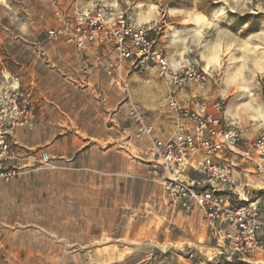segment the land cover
<instances>
[{
  "label": "rangeland",
  "instance_id": "obj_1",
  "mask_svg": "<svg viewBox=\"0 0 264 264\" xmlns=\"http://www.w3.org/2000/svg\"><path fill=\"white\" fill-rule=\"evenodd\" d=\"M101 8L108 16L122 11L136 24H154L151 36L171 61L184 60L204 71L203 90L209 99L220 101L222 111L240 123L245 135H264V0H0V105L19 91L33 114L32 128L13 129L9 139L14 144L19 145L12 138L16 128L34 129L36 90L46 82L52 68L48 65L63 63V49L73 53L72 59L75 50L91 49L105 51L103 61L115 58L112 42L78 44L79 25H88L85 18ZM131 74L135 84L148 83L147 76L155 78L135 66ZM49 161L48 155L33 168H48ZM143 163L135 152L128 192L115 198L108 191L96 216L85 217L86 228L94 226L96 231L86 232L83 247L54 249L66 255L60 264H215L202 227L191 224L193 219L179 226L166 193L146 177ZM9 261L0 249V264Z\"/></svg>",
  "mask_w": 264,
  "mask_h": 264
},
{
  "label": "crops",
  "instance_id": "obj_2",
  "mask_svg": "<svg viewBox=\"0 0 264 264\" xmlns=\"http://www.w3.org/2000/svg\"><path fill=\"white\" fill-rule=\"evenodd\" d=\"M61 52L63 63L56 65L52 61L46 82L40 85L43 88L36 90L34 129L16 128L12 134L19 145L39 154L47 153L51 166L25 168L10 183L0 180V249L8 253L10 264H60L66 255L61 256V251L56 254L54 249L83 247L86 232L96 231L94 226L86 228L85 217L96 216L103 194L112 191L118 198L121 191L128 192V183L133 182L135 152L144 160L146 177L163 190L150 173L155 165L150 143L135 138L124 91L105 74L109 61L101 58L105 51L75 50V59L69 57L73 54L70 51ZM152 74L155 78H145L148 83L135 84L134 75L129 76L133 96L148 111L149 121L160 137L172 135L179 121L166 106L170 93L186 105H192L196 98L214 101L195 83L181 91L156 72ZM237 165V190L253 196L264 193L262 176L254 174L253 167L242 160ZM202 176L194 169L187 173L192 180H201ZM261 207L264 209V195ZM170 210L171 216L179 219V226L182 220L193 219L191 224L202 227L212 245L214 254L210 259L215 258V264L239 262L236 257L230 258L228 251L219 255L201 210L185 213L171 206ZM240 262L264 264V253H254Z\"/></svg>",
  "mask_w": 264,
  "mask_h": 264
},
{
  "label": "built area",
  "instance_id": "obj_3",
  "mask_svg": "<svg viewBox=\"0 0 264 264\" xmlns=\"http://www.w3.org/2000/svg\"><path fill=\"white\" fill-rule=\"evenodd\" d=\"M110 14L104 8L97 15L87 13L88 25L78 27L81 35L78 44L112 42L115 46V58L108 61L105 71L125 93L135 138L150 143L155 157L150 173L161 183L171 207L185 213L201 210L219 255L228 251L230 258L246 261L254 253H264L261 207L264 193L257 192L254 196L241 193L235 180L239 160L250 164L253 172L264 180V135L246 138L240 123L222 111L220 101L196 98L192 105H186L170 93L168 109L179 121L172 135L158 136L148 111L133 96L129 75L134 66L140 71L156 72L181 91H186L192 83L205 89L206 73L195 64H172L167 50L159 47L151 36L154 24H136L122 11ZM22 96V92L14 91L8 102L0 105V180L3 181H11L23 169L48 159L46 153L26 151L9 139L15 127H33L30 102ZM189 169L196 170L203 178L189 179Z\"/></svg>",
  "mask_w": 264,
  "mask_h": 264
},
{
  "label": "bare ground",
  "instance_id": "obj_4",
  "mask_svg": "<svg viewBox=\"0 0 264 264\" xmlns=\"http://www.w3.org/2000/svg\"><path fill=\"white\" fill-rule=\"evenodd\" d=\"M147 17V16H146ZM196 18L197 19H200L201 18V16H199L198 14L196 15ZM203 19V18H202ZM179 33V32H178Z\"/></svg>",
  "mask_w": 264,
  "mask_h": 264
},
{
  "label": "trees",
  "instance_id": "obj_5",
  "mask_svg": "<svg viewBox=\"0 0 264 264\" xmlns=\"http://www.w3.org/2000/svg\"><path fill=\"white\" fill-rule=\"evenodd\" d=\"M241 264H250V263L242 262Z\"/></svg>",
  "mask_w": 264,
  "mask_h": 264
}]
</instances>
